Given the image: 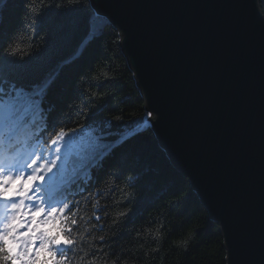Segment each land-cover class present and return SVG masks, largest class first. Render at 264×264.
<instances>
[{
	"label": "trees",
	"instance_id": "trees-1",
	"mask_svg": "<svg viewBox=\"0 0 264 264\" xmlns=\"http://www.w3.org/2000/svg\"><path fill=\"white\" fill-rule=\"evenodd\" d=\"M30 2L0 3V57L12 40L32 45L29 55L15 57L21 68L15 82L25 87L43 80L51 84L44 112L48 135L86 124L99 133L110 124L109 139L115 140L133 120L146 116L145 102L116 39L118 31L95 12L90 0H51L35 16L28 10ZM260 8L264 16V0ZM93 19L99 28L95 34ZM37 126L9 124L0 129V158L10 161L25 155ZM11 134L13 141H8ZM76 143L70 142L66 152ZM65 195L72 197L70 206L77 205L68 213L69 220H77L72 236L78 242L66 253L69 264H227L219 225L149 127L117 147L94 171L90 184L75 185ZM45 227L52 229L51 224ZM189 236L187 248L177 246ZM46 260L50 255L42 253L40 264Z\"/></svg>",
	"mask_w": 264,
	"mask_h": 264
},
{
	"label": "water",
	"instance_id": "water-1",
	"mask_svg": "<svg viewBox=\"0 0 264 264\" xmlns=\"http://www.w3.org/2000/svg\"><path fill=\"white\" fill-rule=\"evenodd\" d=\"M120 47L171 164L219 225L227 264H264L260 0H90Z\"/></svg>",
	"mask_w": 264,
	"mask_h": 264
},
{
	"label": "snow or ice",
	"instance_id": "snow-or-ice-1",
	"mask_svg": "<svg viewBox=\"0 0 264 264\" xmlns=\"http://www.w3.org/2000/svg\"><path fill=\"white\" fill-rule=\"evenodd\" d=\"M96 19L91 22V34L99 30ZM18 61L8 55L0 57V129L9 124L42 126L35 128L34 142L29 143L30 151L25 155L13 161L0 158V264H40L42 253L51 257L44 264H69L66 253L73 251L78 242L72 236V226L77 225V220H69L68 213L77 205L73 202L70 206L67 201L72 197L65 193L75 185L90 184L94 171L117 147L151 124L152 112L133 120L132 126L115 140L109 139L110 124L99 133L86 124L71 132L60 128L48 135L50 128L44 112L51 84L47 80L35 87L17 84L15 78L21 73ZM74 140L75 147L66 152ZM26 169L31 170L26 179L22 174H10L13 170L24 173ZM134 179L128 177L129 182ZM49 224L55 234L52 229L41 227Z\"/></svg>",
	"mask_w": 264,
	"mask_h": 264
},
{
	"label": "clouds",
	"instance_id": "clouds-1",
	"mask_svg": "<svg viewBox=\"0 0 264 264\" xmlns=\"http://www.w3.org/2000/svg\"><path fill=\"white\" fill-rule=\"evenodd\" d=\"M67 2L69 4H74V3H79L80 0H67ZM49 3H51V0H31L30 4L28 5V8L30 12L34 14L35 16V15H38L39 12L41 11V7H40L41 5L47 6ZM32 23L33 24L36 23V20L34 18L32 20ZM116 39L119 41H122L124 39L123 33L118 32ZM31 47H32L31 44L24 45V44H21L17 40H12L6 45V47L4 48V52L6 55L10 57H16V58L23 59L25 56L30 54ZM103 75L107 77L108 73L105 72L103 73ZM94 78H98V77H94ZM116 118H119V117H116ZM157 235H159L158 232H157ZM190 239H191V236H189L188 239L178 240L176 244L178 247L187 248Z\"/></svg>",
	"mask_w": 264,
	"mask_h": 264
},
{
	"label": "bare ground",
	"instance_id": "bare-ground-1",
	"mask_svg": "<svg viewBox=\"0 0 264 264\" xmlns=\"http://www.w3.org/2000/svg\"><path fill=\"white\" fill-rule=\"evenodd\" d=\"M144 127H147L146 125Z\"/></svg>",
	"mask_w": 264,
	"mask_h": 264
}]
</instances>
